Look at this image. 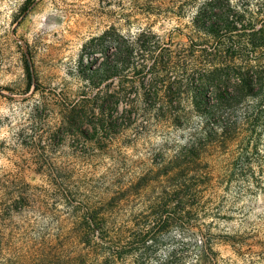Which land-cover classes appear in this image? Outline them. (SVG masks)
Masks as SVG:
<instances>
[{"label": "rangeland", "instance_id": "rangeland-1", "mask_svg": "<svg viewBox=\"0 0 264 264\" xmlns=\"http://www.w3.org/2000/svg\"><path fill=\"white\" fill-rule=\"evenodd\" d=\"M262 70L264 0H0V264H264Z\"/></svg>", "mask_w": 264, "mask_h": 264}, {"label": "trees", "instance_id": "trees-1", "mask_svg": "<svg viewBox=\"0 0 264 264\" xmlns=\"http://www.w3.org/2000/svg\"><path fill=\"white\" fill-rule=\"evenodd\" d=\"M24 70H25V75L28 80V83L34 84L35 86L38 85L36 81H34L33 73L27 61H25ZM261 73H262V77H261V74L259 75V73L256 71L254 75H251V73H249L245 77H240L238 79L237 93L233 95H229L230 97L226 96L227 95L226 88L229 85V81L227 77L221 78L220 75L211 74L210 77L205 78V81H207L210 85L214 86L215 96H217L216 99L220 98L221 100L219 101V103L224 104V103H230L232 100H235V97L243 90L252 91L253 87L260 86L261 79L264 78V71L262 70ZM225 114L226 116L225 115L222 116L223 118L222 124L224 125L225 132H226V131H230L232 128H235L233 125V122L235 121V119L233 117L234 114L232 112H226Z\"/></svg>", "mask_w": 264, "mask_h": 264}]
</instances>
